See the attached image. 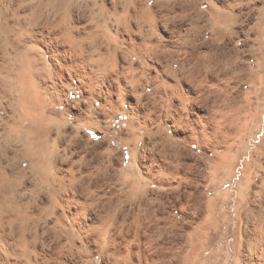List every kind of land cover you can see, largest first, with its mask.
I'll return each mask as SVG.
<instances>
[{
    "label": "bare ground",
    "instance_id": "bare-ground-1",
    "mask_svg": "<svg viewBox=\"0 0 264 264\" xmlns=\"http://www.w3.org/2000/svg\"><path fill=\"white\" fill-rule=\"evenodd\" d=\"M35 1L0 0V80L3 79L4 83L0 85L3 87L7 83L9 84L8 87L4 86V90L10 88L11 82L9 81H12L13 77L11 78V76H14L17 82H21V86H24V88L31 87L37 91L38 96H41L42 92H39V87L41 89L45 88L42 82L39 83V81L44 78L46 80V77L53 81L55 77H51L54 76L51 73L61 76L60 85L70 89V78H65V72H72L74 76H78L83 81L87 79L89 85H91L89 91L91 97L87 99L88 102L92 97L117 96V99H111L107 102L113 111L127 115L128 133L130 135L137 136L140 133H146L151 138L156 134V131L162 129L163 122H167V124L172 125L176 137L174 141L171 138H163L164 147H162V151L157 153L153 150L154 152L144 159L148 170V181H151L158 191L156 192L155 201L152 202L150 200L152 198H147L144 185L139 189L135 181H127L125 182L127 186L124 189L116 188L117 182L115 181L121 180L122 172L117 177L103 167L95 171L96 173L89 172L88 169L93 167H90L91 164L83 158L77 161V166L76 162L73 163V168L70 170L72 172L70 179L50 177V164L55 163V161L58 162L59 159L50 151L49 130L44 128L43 121L31 116L32 113H36L37 108L31 109L32 113L28 108L22 109L20 116L14 119L13 123L6 122L3 124L5 128H11L7 141L15 143L22 153L17 154L16 160H19L16 161V167L12 168L11 165H8L5 167V172L1 173L3 180L0 178V243L2 244L6 239L8 242L10 238L11 241H15L13 244H16L23 241V238L28 239L29 237V239L37 241L42 237L45 231L28 230V232H31L30 235L24 234V231L21 230L23 233L21 234L17 227H19L20 224L18 223H21L24 216L30 218L31 221H35L34 212H28V197L24 196L27 187H31L35 191L34 194L41 193L44 189V180L54 190V196L48 201V211L55 216V224L59 227V231H56L58 236H54L55 245L51 237L42 242L44 250L42 248L40 250L44 253H39H42L44 259L60 262V249L66 247L62 243L63 237L70 241V233L74 228H78L89 243L102 240L101 246L102 250L105 251V254H103L107 264H195L203 247L205 228L201 227L199 229L194 224L198 222L196 220L206 223L208 219L205 217L204 212L207 211L206 209L213 210L214 205L211 201H207L200 190L199 180L194 178L191 173L193 165L183 162L181 156L184 154L183 150L185 148L181 150L180 143L197 138L199 129L196 131L195 126L204 117L200 114L202 110L212 105L213 92H219L222 97L228 95L231 86L229 81L225 82V79L227 80L233 75L229 73L230 70L227 71L226 66L229 64L233 66V74L240 81L250 80L257 72L254 73L250 69L251 63L246 62V64L241 58V53L235 50L232 55L228 52L225 54L220 52V57L224 62H213L214 55L208 54L209 56L204 57L197 51L198 41L207 34V31L200 26V19H198L200 14L196 12L197 9H194L197 15L194 13V16L190 18V28L185 30L179 38L173 35V30L183 26L188 20L187 17H190L191 6L187 4V0H184L181 4H171V1L168 8L166 7L167 12L171 13L180 5L178 7L184 19H180L179 23L175 17H170L164 13L163 8L165 6L162 5L163 2H158L155 9H153V7L150 8L152 6L150 2L143 3L139 0H130V4L123 6V12L128 17L137 18L144 15V17L149 18L154 27L155 18L161 20L165 18L164 22L166 24L172 23L173 29L170 30L168 44L161 46L159 39L154 38L155 35L151 34L154 27H151L148 33L144 35H142L143 32H140V30L142 31L141 25H139L140 30L138 29L136 34L131 29L127 30L128 28L125 31L124 29L115 30V43L118 42L123 45V48H126L123 51L124 65L118 64L117 52H115L113 55L114 62L111 61L112 64L106 67L102 83L101 85L98 83V85L97 81L91 76L88 79L85 72V65H87L85 59L91 53L94 57L95 52L98 53L99 58H102L108 55L110 50L103 53L100 49L97 50V45H92V48H82L81 44L84 40H79L81 42L79 43L78 38H76V31L78 30L79 33L81 31L72 23V18L69 17L70 21L66 24L67 26L64 25V29L63 26L60 27L65 19L63 20L62 15L59 18L61 20L58 22L57 15H60L63 8L60 10L59 7L60 11L55 10L57 13L48 15L45 12L50 7H46L44 12L41 9L43 7L42 2L39 5L40 1L34 3ZM165 4L167 5V3ZM53 6L51 9H53ZM65 8L62 14L65 12L64 16L68 17L67 15H70V12L67 13L66 10L68 11L69 8L66 10ZM112 8L117 12L118 4L113 2ZM77 9L79 10V8ZM78 10L75 12H78ZM187 13H189L188 16ZM74 14L72 17H74ZM78 16H81L79 12ZM54 17L55 19H53ZM76 20L78 19L75 18V24ZM209 24L215 28L217 26L212 22ZM75 42L78 45L80 44V47L77 44L75 46ZM70 43L72 44L70 45ZM188 51L192 59L175 70L178 64L177 60L179 57L181 58V53L184 52V55H187ZM178 53H180L179 57L176 58ZM84 55L87 56L84 57ZM134 57H139L142 60L148 59L153 62L152 65L147 67L149 71L148 85L142 84L140 72L135 73L137 68H135L136 62L132 59ZM49 63L53 65L51 67L54 68L53 71L49 69ZM48 70H51V73H47ZM6 78L8 79L6 80ZM158 84L162 85L158 86ZM53 87L54 92H52L53 95L50 98L55 102H61V96H65V93L60 95L63 90L58 88L57 82L54 83ZM51 88L48 86L46 91L51 90ZM151 88H156L162 101L159 100L160 102L156 103L155 98L148 94ZM2 91L3 89L0 93ZM6 92L8 91L6 90ZM237 97L243 99L241 95ZM0 101L2 102V100ZM87 105V117L100 124L99 115L95 116L96 113L92 110V105L88 103ZM1 107L2 105H0V109ZM3 118L0 115V119ZM25 121H28V123L25 124ZM204 135L206 134L204 133ZM210 139L212 138L210 137ZM4 145V142H0V152H3ZM232 148V145L229 146L227 152L230 153ZM5 149L6 155L13 152L9 147H5ZM159 158H163V163H160ZM169 159H172L171 163H167ZM0 160L2 161L3 158L1 157ZM20 161L23 164L27 162V169L20 165ZM7 162L9 163V160ZM0 166H3L2 163ZM251 167L255 171L258 170L264 173V167L260 163L259 156L252 161L248 170ZM220 170V167L216 168L214 176L217 177ZM182 171L186 172L185 179L191 186L190 191L186 190L187 192L179 193L175 197L172 196V201L168 203L166 200L167 202H165V196L160 192L161 188H163V185L169 184L170 180L178 179ZM29 176L32 177L29 178ZM121 184L123 185V182ZM181 185L182 182L178 183L177 189L181 188ZM15 189L19 192L16 193ZM110 190H112L110 195L113 197L105 198L107 196L104 197L102 193L108 194ZM13 194H15L17 203L21 205L23 215L15 210ZM168 207L170 211L167 210ZM253 213L256 214L260 222L255 227V233H253L255 236L251 231H248L247 240L251 245L247 243V246L249 247V253L252 254L251 258L256 257L264 264V203L258 211L251 212V214ZM250 218L248 216V219ZM66 226L70 229H66ZM63 227L65 229H62ZM45 246L50 250L45 251Z\"/></svg>",
    "mask_w": 264,
    "mask_h": 264
},
{
    "label": "rangeland",
    "instance_id": "rangeland-1",
    "mask_svg": "<svg viewBox=\"0 0 264 264\" xmlns=\"http://www.w3.org/2000/svg\"><path fill=\"white\" fill-rule=\"evenodd\" d=\"M36 1H40L39 5L42 2L44 8L42 6L40 7H42L41 9L44 12L46 7L48 8L49 6L51 9L54 5L53 9L46 10L47 12L45 13L48 15L57 13L55 10H59V7L61 10L68 6L65 10L69 8L66 12H70V15H67L68 17L64 16L65 12L62 14L64 11L62 9L60 15H57V20L59 22L61 20L59 19L60 16L63 15V20L65 19L67 23L63 21L60 27L63 26L64 29V25L68 24L70 18H72V23L81 31L79 33L76 29V38H78V41L84 40V42L82 41L83 44H81L82 48H92L97 45V50L100 49L103 53L110 50L109 54L102 58H99L96 52L94 53V57L92 53L87 54L89 57L86 55L88 58L84 55L87 61L85 62L87 64L85 65V72L88 79L91 76L100 85L105 75L104 70L114 62L113 55L115 52H117L118 64L124 65L123 51L126 48H123V45L118 42L115 43V30L124 29L125 31L128 28L127 30L131 29L136 34L138 33L139 25H141L142 31L139 30L144 35L148 33L151 27H154L150 23L149 18L144 17V15H140L137 18H130L123 12V6L130 4V0H104V2L103 0ZM139 1L143 3L150 2L152 6H149L150 8L153 7V9H155L158 2H163L162 5L164 4L165 6L163 11L165 14H168L170 17H175L178 23L183 18L181 10L178 7L180 5H176V10L171 11V13L167 12L168 10L166 9L171 1V4H181L184 0ZM113 2L118 4L117 12L112 8ZM71 3L73 6L70 5ZM187 4L191 6L189 12L190 17H187L188 20L183 26H180L181 29L173 30L175 37L179 38L181 34H184L185 30L190 28V18L194 16V13L198 12L200 14L198 18L201 23L200 26L207 31V34L202 36L198 41L197 51L204 57L214 55L213 62H224L220 57V52L223 54L228 52L232 55V52L235 50L241 53V58H243L245 63H251L250 69L254 73L257 72L250 80L240 81L233 74V66L227 64V71L230 70L229 73L233 75V77L230 76L231 78L225 79V82L229 81L231 86L228 95L222 97V94L220 95L219 92H213L212 105L202 110L200 114L204 117L195 126L196 131L199 129L197 131V138L180 143V149L183 150L185 148L183 150L184 154L181 156L183 162L191 166L193 165L191 173L194 175V178L199 180L200 190L205 195L207 201H211L214 205L213 210L206 209L207 211L204 212L205 217L208 219L206 223L196 220L198 222L194 224L199 229L201 227L205 228L203 247L199 252L195 264H263L256 257L254 259L251 258L252 254L249 253V247L247 246V234L248 231H251L252 234L255 233V227L260 222L256 214H251V212L258 211L264 203V173L258 170L255 171L252 167V169L250 168L248 170L249 165L257 156H259L260 163L264 167V0H187ZM194 9H197V11L195 12ZM77 10L81 16H78V12H75ZM72 11L75 13H73L74 17L78 19L76 20V24L75 18L72 17ZM189 13L186 15L188 16ZM164 19L155 18V27L151 32L152 35H155V39H159L161 46L168 44L170 30L173 29L172 23L166 24ZM210 22L217 24L216 28L210 26ZM218 30L219 32H217ZM83 33L86 34L84 35ZM80 41L79 43H81ZM76 44L77 42H75V46ZM77 46L80 47V44H77ZM179 54H176V58L179 57ZM181 54V58L176 59L178 64L175 70L192 59L189 51L187 55H184V52ZM132 59L136 62L135 68L138 70L135 73L140 72L142 84L148 85L149 71L147 67L152 65L153 62L148 59L142 60L139 57ZM48 65H50L48 66L49 69L53 71L54 68H51L53 65L51 63ZM51 70H48L47 73H51ZM51 75H54L51 77H55L53 81L48 77H46L47 81L45 78L40 81L38 80L39 83L42 82L45 88L41 89L39 87V92H42L41 96H38L37 91L33 88H24V86H21V82H17L14 76H11V78L13 77L12 81H9L12 86L10 85V88H6L9 93L4 90V86L6 85L8 87V83L3 87L0 85V91L3 89L5 93L2 94L3 91L0 93V97L2 96L0 98L2 100V102L0 101V105H2L0 115L1 118L4 117V121L0 119V142L5 143L3 152H0V158H3L2 161L0 160L3 165L0 166V178L3 180V176L1 177V175L5 172L6 166L11 165L12 168L16 167V161L19 160H16L17 154L22 153L15 143H11L9 140L7 141L11 128H5L3 124L6 122L13 123V120L20 116L19 114L22 109L28 108L30 113H32L31 109L35 107L37 111L34 114L32 113L31 116L44 122V128L49 130L50 151L59 159L58 162L55 161L56 164L54 162L50 164V177L70 179L72 173L70 170L73 168V163L76 162L77 166V161L83 158L87 160V163L91 164L90 167H93L88 169L89 172H95L102 167L107 168L116 177L122 172V178L119 180L123 182V185L119 180L115 181L117 184L122 185L118 186L115 183L116 188L124 189L127 186L125 183L127 181H135L139 189L144 185L147 198H152L150 200L154 202L157 197L156 192L158 191L156 189L157 187L151 181H148V170L144 159L149 157L154 151L157 153L158 151H162L161 149L164 147L163 138L175 140L176 136L175 132H173L172 125L163 122L164 126L162 129L158 131L155 129L156 134L151 138L146 133L132 136L128 133L127 115L113 111L107 102L111 99H117V96L97 97L98 99L92 97L88 102L87 99L91 97L89 92L91 85H89L87 79L83 81L78 76H74L72 72H65V78H70L69 83H71V87L68 89V87L60 85V80H62L61 76L54 73H51ZM53 82L55 84L57 82V85H59L58 88L63 90L60 95L65 93V96H61L62 104L51 99L52 92H54ZM0 84H4L3 79L0 80ZM161 85L158 84V86ZM46 86L52 87L51 90L48 89L46 91ZM148 94L152 98H155L156 103L162 101L159 98L160 95L157 93L156 88L149 89ZM239 95L243 97L242 100L237 97ZM87 103L92 105V110L96 113L95 116L99 115L100 124L95 123L94 119L93 121L87 117ZM213 108L215 109L214 111ZM216 120L219 122H216ZM27 123L28 121H25V124ZM231 145L233 147L232 151L228 153L227 148ZM5 147H9L13 152L6 155ZM172 154L175 155L174 153ZM162 159L159 158L160 163H163ZM226 159L227 161H225ZM7 160H9V163ZM171 161L172 159H169L167 163H171ZM20 165H23L24 169L28 167L27 162L23 164L20 161ZM218 167L221 170L216 177L214 173ZM185 173L182 171L181 176L176 179L177 181L170 180L171 183L166 184L167 186L163 185L160 192L165 196V202L168 201L169 203L179 193L190 191L191 186L185 179ZM31 177L29 176V178ZM180 182H182L181 188L177 189L176 186ZM43 183L44 189L41 193L34 194L35 191L31 187H27L24 197H28V212H34L35 221H31L30 218L24 216L21 223H18L20 225L17 229L21 234H23L21 230L24 231V234L31 235V232H28V230L35 232H37L36 230L39 232L45 231L44 234L37 241L29 239L28 237V239L23 238V241L16 244H13L15 241H11V238L10 240L8 239V242L6 239V242L0 243V264H56L60 262L62 264H107L104 257L105 251L102 250L101 246L102 240H99L100 242L95 241L89 243L78 228H74L70 233V241H67L63 237L62 243L66 247L60 249V262L52 261L51 259L46 260L42 253H39H44L40 249L42 248L44 250L42 242L45 239L51 237L53 244H56L54 236H58L56 231H59L58 225L55 224V216L51 215L48 211V201L54 196V190L44 180ZM15 190L16 193L19 192L17 189ZM111 191L109 193L107 192L108 194L102 193V195L104 197L107 196L105 198L113 197L110 195ZM13 196L16 206L15 210L23 215L21 205L15 200V194ZM168 203L166 204L168 205ZM246 205L247 207H245ZM156 207L158 208L157 204ZM156 207L154 208L156 209ZM167 210L170 211V208L168 207ZM248 216L252 220H250L251 218L248 219ZM62 229L65 228L63 227ZM66 229L70 228L66 226ZM253 235L255 236V234ZM248 245L251 244L248 243ZM46 250L49 251L50 249L45 246Z\"/></svg>",
    "mask_w": 264,
    "mask_h": 264
}]
</instances>
